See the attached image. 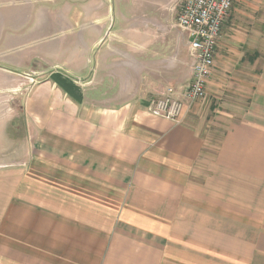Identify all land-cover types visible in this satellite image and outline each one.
<instances>
[{
    "label": "crops",
    "instance_id": "1",
    "mask_svg": "<svg viewBox=\"0 0 264 264\" xmlns=\"http://www.w3.org/2000/svg\"><path fill=\"white\" fill-rule=\"evenodd\" d=\"M242 2L175 124L146 106L184 101L180 0H0V264H264V31ZM221 87L249 105L213 150L190 115Z\"/></svg>",
    "mask_w": 264,
    "mask_h": 264
},
{
    "label": "built area",
    "instance_id": "2",
    "mask_svg": "<svg viewBox=\"0 0 264 264\" xmlns=\"http://www.w3.org/2000/svg\"><path fill=\"white\" fill-rule=\"evenodd\" d=\"M234 1L180 0L175 26L188 36V53L193 61L191 80L183 90L184 101L178 98L173 89H165L149 101V114L180 124L185 105L191 107L205 99L206 85L214 68L218 42Z\"/></svg>",
    "mask_w": 264,
    "mask_h": 264
},
{
    "label": "rangeland",
    "instance_id": "3",
    "mask_svg": "<svg viewBox=\"0 0 264 264\" xmlns=\"http://www.w3.org/2000/svg\"><path fill=\"white\" fill-rule=\"evenodd\" d=\"M242 3L246 6V9L250 10V12L247 11V15H251V18L247 17L248 22L245 21L244 24L242 23L243 24L242 29L244 28L245 30H247L248 28L252 27L253 26L252 23H254L255 24L254 28L256 30L264 31V0H244V2ZM249 20L252 23H249ZM221 88L222 90L219 93L220 94L218 97L219 99L217 97L216 99L215 98L207 99V102L204 105L195 109L194 112L190 115L193 118L192 121L198 125L199 131L201 135L206 139L208 146L213 150H215V148L218 146V143L225 132L226 126L225 124H223V119H224L223 114L224 112L227 113L228 111H232L228 109V105L236 106L242 113L247 112L248 110L247 108L249 105L248 99L238 98V96H236L237 98L232 97L234 96V94H232L231 91H233L232 89H234L235 87H221ZM171 89H173L176 92V95L178 94L176 89L174 88ZM0 95H2V99H5L7 93L0 92ZM148 104L146 106L147 113H148L147 111ZM6 110L8 109L0 108V118H2L3 116L2 111H6ZM238 119H241V117H238ZM8 137L9 138L12 137V127H7V125L5 124H0V139H7ZM8 161L9 162L12 161V157L0 156L1 164H5ZM2 168L3 167H0V169Z\"/></svg>",
    "mask_w": 264,
    "mask_h": 264
}]
</instances>
